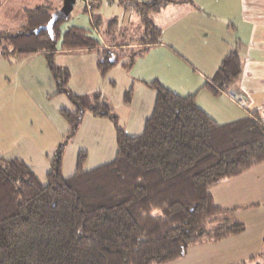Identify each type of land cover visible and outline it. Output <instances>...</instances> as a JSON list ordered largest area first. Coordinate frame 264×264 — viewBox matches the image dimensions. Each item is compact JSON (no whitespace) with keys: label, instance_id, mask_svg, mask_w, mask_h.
I'll return each instance as SVG.
<instances>
[{"label":"trees","instance_id":"1","mask_svg":"<svg viewBox=\"0 0 264 264\" xmlns=\"http://www.w3.org/2000/svg\"><path fill=\"white\" fill-rule=\"evenodd\" d=\"M117 1L140 9L143 35L140 47L97 51L102 76L118 65L130 68L158 43L160 30L148 14L172 2ZM99 6L100 0L89 4L91 11ZM53 12L49 6L27 11L24 25L0 36V43L11 49L10 55L45 54L56 94L66 96L74 108L61 111L70 132L86 112L111 118L116 154L111 162L86 169L87 153L80 152L73 174L64 176L59 147L45 183L24 161L0 158V264H170L192 245L243 231L237 222L213 225L224 210L215 205L211 190L264 163V123L258 114L221 125L197 106L194 96H180L153 82L148 84L156 93L152 113L141 135L129 136L116 125L99 92L76 96L67 90L61 73L68 77V72L52 61L65 20L58 19L51 33H36ZM61 37L67 49L99 48L78 29ZM239 74L240 58L230 52L212 85L204 87L213 94L226 91ZM131 97L130 89L124 101Z\"/></svg>","mask_w":264,"mask_h":264},{"label":"crops","instance_id":"2","mask_svg":"<svg viewBox=\"0 0 264 264\" xmlns=\"http://www.w3.org/2000/svg\"><path fill=\"white\" fill-rule=\"evenodd\" d=\"M11 1L2 0L0 11ZM77 1L81 3V8L74 17L69 16L59 26L60 37L54 51L56 55L86 57V64L90 67L96 65L98 52L103 49L140 47L143 26L139 8L132 5L129 18L131 20L134 17L138 24L136 29L137 31L141 29V34L134 42H116L114 37L109 40L99 32L96 34L95 26L107 22V18H118L119 14H125L122 9L128 7V2L121 4L117 0H110L106 3L100 0V6L96 11L89 8V11L84 12L83 8L86 5L82 0ZM15 2L19 3L20 13L23 14L52 5L50 0ZM94 16L98 18V22L93 19ZM148 18L152 25L160 30L158 43L149 46L144 54L135 59L130 68L118 65L107 73L106 78L101 77L104 78L102 84L106 86L105 91H107L105 81L108 78H111L116 87L120 82L119 89L122 92L132 90L133 102L123 101L122 106L119 105L121 115L115 114L117 126L120 124V128L129 136L141 135L144 122L151 115L154 106L156 93L148 85L153 82H158L180 96H194L197 106L218 124H229L250 117L254 113L258 114L264 123V0H172L171 3L159 7L157 11L150 12ZM69 19H71L69 27L61 30ZM115 23L112 20L109 25ZM69 29L80 30L95 40L99 48L89 50L63 47L61 36ZM230 52H236L240 58V74L228 90H219L217 94H213L204 85L206 83L212 85L214 73L222 59ZM93 73L95 74H92V78L84 82L85 87L97 81L94 78L96 72ZM49 74L51 75L50 71ZM2 98L4 103L0 117H3V123L9 119L6 117L7 114L13 118L21 116L16 115L17 111H22L20 93H15L12 97L10 94L5 96L4 93ZM134 101L138 103L134 104ZM133 108L135 113L130 119L129 111ZM102 120L107 119L98 118V121ZM105 123L109 128V122ZM16 125L17 128L10 131L9 125L6 127L0 123V138H5L7 145L12 140L13 144L19 145L20 150L25 148L28 138L22 131L20 123ZM113 131L115 134V125ZM61 138L62 136L59 137ZM29 144L32 146L31 148L27 146L30 148L29 153L33 151L38 155L34 165L31 163L33 160L28 161L20 151L14 152L16 145H13V153L10 152L8 158L24 161L38 179L45 183L50 167L48 155L43 154L44 150L41 148L44 147L38 142L32 140ZM65 155L64 152L62 174L70 176L75 166H71L73 159L67 160V167L71 173H64L67 163L64 161ZM2 156L0 155V158L6 159ZM211 194L215 205L224 210L213 225L237 222L243 225V231L216 242L192 245L183 257L170 264H264V163L237 177L222 181L212 188Z\"/></svg>","mask_w":264,"mask_h":264},{"label":"rangeland","instance_id":"3","mask_svg":"<svg viewBox=\"0 0 264 264\" xmlns=\"http://www.w3.org/2000/svg\"><path fill=\"white\" fill-rule=\"evenodd\" d=\"M50 1L52 2V5L49 7L55 11L58 10L62 4V0ZM21 2L23 3V1ZM127 5H129L127 8L122 9L125 14H119V16L116 14L118 18H107V22L97 24L95 26V33L97 34L99 32L102 36L109 38V40L114 37L116 42H134L141 34V29L137 31L136 27L138 24L134 17L130 20L129 16L130 13H132V10L130 3ZM81 6V3L76 1L72 10L73 12H71L69 18L74 17V14L77 13ZM25 19L26 14L20 13L19 3L17 4L15 0H12L0 11V36L3 38L4 36L18 31L24 25ZM112 20L116 23L111 26L109 25V22ZM70 24L71 19L63 24L61 30H63L62 28L65 29L69 27ZM10 52L11 49L1 41L0 54H5V56H0V113L2 112L1 107L4 103V99L2 98L4 93L5 96L10 94L11 97L15 93H20L22 95V111H17L16 115L21 114L19 117L13 118L12 115L7 114L6 117L9 118L7 119L9 123L7 121L3 123V117L1 116L0 123L5 124L6 127L9 125L11 131L13 128H17L16 123L19 122L22 131L27 135L28 143L25 148H20L19 150V145H16L15 143L13 144L12 140L7 145L5 143V138H0V155L9 159L10 152L13 153L12 147L13 145H16L14 152L17 153L20 151L21 155L27 158L28 161L33 160L31 163L34 165V161L38 159V155L33 151L29 153V150L32 147L29 143L33 140L35 143L38 142V144L44 147L41 149L44 150V155L45 153L48 155L49 165L61 147L63 151L62 156L64 152L66 154L64 161L73 159L74 163L72 162L71 166L76 165V159L80 152L87 153L85 161L86 169L111 162L116 154L113 120L111 118H106V121H98V118L103 117H95L91 113L86 112L81 116L75 130L70 132V128L63 118L61 111L66 110L73 112L74 108L66 96L64 97V95L56 94L57 88L56 86L54 87L52 77L49 74L46 55L43 53H37L31 56L20 57L17 55H10ZM52 61L56 67H60L64 69L65 72H68V77L61 73V78L62 80L67 79L66 88L71 94L76 96H93L94 93L99 92L101 100L110 106L112 114L115 115L119 113V115H121V112H119V105L122 106L124 103V93L127 90L122 92L121 89H119L121 86L119 81L118 87H116L114 82L110 80L111 78L106 79L105 83H107V91H105L104 89L106 86L104 87L102 80L106 78L107 74L104 75V78H101L103 76L97 69V66L93 64L89 67L86 64L87 58H84L83 56L73 55L70 57H64L58 56L54 52L52 55ZM93 72H96L94 78H96L97 81L94 82V84H89V87L87 86V88L85 87L84 82H87V79L90 80L92 78V74H95ZM92 85L94 88H92ZM94 89H96V92H94ZM130 102H133L132 97ZM137 103L138 101H136V103L134 101V104ZM133 113H135L134 108L132 111H129L130 119ZM105 122H109V128L105 125ZM118 127L120 128V124ZM58 136H62V138L59 139ZM67 165L68 161L64 173H71ZM218 218H220V216L216 219Z\"/></svg>","mask_w":264,"mask_h":264},{"label":"water","instance_id":"4","mask_svg":"<svg viewBox=\"0 0 264 264\" xmlns=\"http://www.w3.org/2000/svg\"><path fill=\"white\" fill-rule=\"evenodd\" d=\"M76 1L77 0H62V4L60 8L51 14V18L49 22L45 26L38 28L36 30V33H39L41 31H46V32L51 33L52 28L58 19H61V20L68 19V17L70 16L74 8V5L76 4Z\"/></svg>","mask_w":264,"mask_h":264},{"label":"built area","instance_id":"5","mask_svg":"<svg viewBox=\"0 0 264 264\" xmlns=\"http://www.w3.org/2000/svg\"><path fill=\"white\" fill-rule=\"evenodd\" d=\"M83 2H84V4L86 5V8H87V10L89 11V4H90V2H91V0H82ZM104 1H106V3L107 2H109L110 0H104ZM128 4V3H127ZM127 6H129V5H127ZM132 6V4H130V7Z\"/></svg>","mask_w":264,"mask_h":264}]
</instances>
